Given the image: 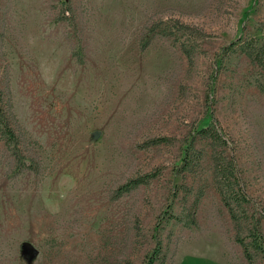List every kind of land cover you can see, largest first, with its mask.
Returning <instances> with one entry per match:
<instances>
[{
    "label": "rangeland",
    "instance_id": "1",
    "mask_svg": "<svg viewBox=\"0 0 264 264\" xmlns=\"http://www.w3.org/2000/svg\"><path fill=\"white\" fill-rule=\"evenodd\" d=\"M253 43L264 0H0V264H264Z\"/></svg>",
    "mask_w": 264,
    "mask_h": 264
},
{
    "label": "trees",
    "instance_id": "2",
    "mask_svg": "<svg viewBox=\"0 0 264 264\" xmlns=\"http://www.w3.org/2000/svg\"><path fill=\"white\" fill-rule=\"evenodd\" d=\"M247 56L250 57L251 60L258 62L259 64H263L264 63V50L262 46H256L255 43L251 44L250 46V50L248 52H246ZM209 132L208 128L205 127H201L198 130V133L204 137L205 135H207V133ZM214 138H216V134L213 132L211 133ZM184 161L186 160L185 158L183 159ZM185 163V162H183ZM216 169L219 172V176L222 177V180H218V184L216 186L217 192L220 195L222 202L224 203V205L226 206L230 217L232 218V220L236 223H239L238 221H240L237 216H236V209L234 208V206H232L231 204V200L229 198V196H231L232 194H235L234 192H237L239 194L243 195V188L242 186L239 184V182L236 181H230V179H228L227 177H229L227 175V171H228V167H224V164L222 162L216 161ZM217 175V173H216ZM224 179V180H223ZM145 182V179L142 177H131L128 178L124 183H122L119 187H118V191L119 192H125L128 191L129 189H131L132 187ZM257 226H258V222H254L251 225V233L253 234L252 237V242H253V246L257 247V240H258V230H257ZM240 244L244 250V253L246 255L249 256V251H248V245L247 242L243 241V240H239ZM152 260H149L146 264H151Z\"/></svg>",
    "mask_w": 264,
    "mask_h": 264
},
{
    "label": "water",
    "instance_id": "3",
    "mask_svg": "<svg viewBox=\"0 0 264 264\" xmlns=\"http://www.w3.org/2000/svg\"><path fill=\"white\" fill-rule=\"evenodd\" d=\"M98 133H95V136L97 135ZM25 247L29 249V253L31 255H35L37 253V249L34 248L29 242H25Z\"/></svg>",
    "mask_w": 264,
    "mask_h": 264
}]
</instances>
